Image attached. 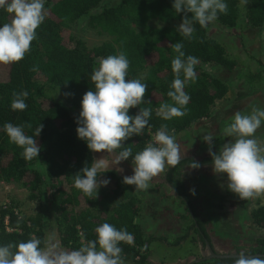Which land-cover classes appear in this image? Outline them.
Returning <instances> with one entry per match:
<instances>
[{
  "label": "trees",
  "instance_id": "1",
  "mask_svg": "<svg viewBox=\"0 0 264 264\" xmlns=\"http://www.w3.org/2000/svg\"><path fill=\"white\" fill-rule=\"evenodd\" d=\"M102 1L45 0L46 18L36 30L37 39L32 42L30 52L19 62L0 64V183L16 184L28 193L30 201L41 202V209L30 216H19L14 206L0 205V246L27 241L32 235L43 240L45 227L50 224L56 229L57 243L63 248L76 250L82 243L95 239L97 226L109 223L117 229H126L133 237L132 242L120 244L125 264H146L149 246L157 239L146 236L137 222L142 201L128 194L123 188V179L114 171L102 170L104 173L100 179H108L110 183L99 188L92 197L74 187L73 175L80 172L85 163L91 165L94 161L93 152L77 137L76 120L83 95L94 89L90 77L96 60L123 51L130 61L127 79L146 69L141 82L147 84L144 99L151 101V105L141 107L151 106L153 112L143 132L126 141L131 145L133 155L152 141L162 124H167L170 134L176 136L208 119L215 102L228 93L224 79L195 68L197 78L187 82L185 87L190 96L187 114L171 120L158 116L155 109L161 103H171L167 92L174 79L171 61L176 54L169 44L181 42L186 56L192 55L198 58V64L217 66L226 72L232 71L237 63L227 56L217 40L209 37L208 26L194 24L195 32L190 38L180 36L169 26L151 27V21L162 24L182 22L183 13L177 14L172 8L174 0H121L116 4H101ZM225 2L228 12L218 15L215 21L218 26L235 28L243 18L244 24L251 29L264 27V0H248L244 13L240 10L241 0ZM81 19L86 20L88 28L109 37V41L91 49L75 37L69 36L63 42L62 29ZM10 20L11 17L0 8V26ZM37 66L41 67L38 85ZM254 79L260 81L261 74L252 75L250 80ZM24 90L29 94L25 100L27 109L12 110L13 92ZM138 111L139 108H132L128 114L135 116ZM26 122L31 128L25 127V133L36 138L41 148L39 156L32 160L24 159L21 156L23 149L11 143L3 131L5 123L19 126ZM40 124L43 129L40 136L35 137ZM125 161L132 164L131 158ZM203 163L211 165L209 152L203 155ZM178 170L174 166L168 182L178 197L188 202L185 183ZM251 218L256 227L264 230V206L254 209ZM199 226L207 236L203 224ZM189 231L188 226L184 236L168 245H181ZM239 250L248 255H264V235L242 249L237 248V254ZM234 259L212 260L210 263L233 264Z\"/></svg>",
  "mask_w": 264,
  "mask_h": 264
},
{
  "label": "clouds",
  "instance_id": "2",
  "mask_svg": "<svg viewBox=\"0 0 264 264\" xmlns=\"http://www.w3.org/2000/svg\"><path fill=\"white\" fill-rule=\"evenodd\" d=\"M247 3L248 0H241L242 5ZM0 8L11 17L10 22L0 26V64L16 63L24 59L37 39L36 30L46 18L45 0H0ZM172 8L177 14L183 13L176 30L186 38L195 32L194 24L206 27L215 22L219 14L228 12L225 0H174ZM169 47L176 54L171 61L174 79L167 92L171 103H161L155 109L164 120L187 114L190 96L185 87L187 82L197 78L195 66L199 63L197 57L185 55L183 43L169 44ZM129 67L130 61L123 51L98 57L90 77L94 89L87 91L81 100V111L76 120L78 139L83 140L92 152L108 153L107 158L94 160L91 165L85 163L81 171L73 175L74 187L88 197L110 183L108 179H100L105 167L119 165L131 158L133 174L124 176L122 182L141 191L147 190L153 178L159 177L166 167L180 164L182 158V149L167 124H162L152 141L135 155L131 145L126 144L149 125L153 112L151 106L141 107L151 105V101L144 99L147 84L140 79H127ZM28 95L26 90L13 92L11 109L26 110ZM132 108H139L135 116L128 114ZM262 125L264 108L252 106L250 112L237 111L223 128V135L232 139H228L218 152L212 151L214 138L211 134L202 137L208 144L213 173L226 174L227 189L241 200L264 194V140L256 136ZM25 127L31 128V124L5 123L3 131L11 143L23 149L21 156L32 160L39 156L41 148L36 138L25 133ZM42 129L40 124L35 137L40 136ZM200 166L195 161L187 165L191 169ZM117 171L123 170L117 168ZM94 232L95 239L82 243L76 250L63 248L52 235L43 240L32 235L27 241L8 243L0 246V264H125L120 244L132 242V235L109 223L97 226ZM235 257L233 264H264V258L243 251Z\"/></svg>",
  "mask_w": 264,
  "mask_h": 264
},
{
  "label": "rangeland",
  "instance_id": "3",
  "mask_svg": "<svg viewBox=\"0 0 264 264\" xmlns=\"http://www.w3.org/2000/svg\"><path fill=\"white\" fill-rule=\"evenodd\" d=\"M106 1H102L101 4L104 2V4L111 2L116 4L121 0ZM240 10L241 13H244L245 5L240 4ZM242 19L235 28H224L218 26L215 22L208 25L209 37L217 40L224 47L227 56L234 59L237 65L230 72H226L217 66L204 64L195 66L202 72L224 79L228 85V93L222 100L215 102L211 109V116L208 119L197 122L187 131L175 136L184 156H190L198 160L205 153H208V144L202 140V137L206 134L213 136L212 151L218 152L219 148L228 139H232L223 135V128L231 122V118L237 111L247 113L251 111L252 106L264 108V27L251 29L244 24ZM149 25L153 28L169 26L176 30L180 23L162 24L151 21ZM69 36L82 40L88 49L109 41V37L106 35L88 28L85 19L62 29V41L66 42ZM40 68V66L35 68L37 85L40 83ZM145 71L146 69L139 70L129 79L141 80ZM258 73L261 74L260 81L250 80L252 75ZM256 136L264 140V125L257 130ZM107 154L106 152H93L94 160L107 158ZM106 169L107 167L102 170ZM124 176V174L119 175L121 179ZM182 180L185 183L193 212L200 223L203 224L208 235L212 237L214 248L219 254H230L235 248L242 249L255 238L264 235V230L256 227L251 218V212L254 209L264 206V194L253 199H239L238 196L227 189L226 174H214L211 165L185 170ZM130 186L123 185V188L128 190L129 195L136 196L142 201V212L137 222L141 225L145 235H151L155 239L166 237L165 240H162L163 245L168 241L171 244L174 243V239L182 235L178 232L179 223L173 219L176 213L185 216V221L182 223L185 228L192 225V220L187 211L182 209L183 207L178 200L166 187L159 186L154 189L150 186L147 190L137 191L135 187L130 188ZM192 190H194V194ZM0 205L3 207L9 205L16 207L15 212L19 216L34 215L41 209V202L39 200L30 201L28 193L16 184L0 183ZM42 210L44 213L46 212L43 206ZM45 229L46 236H54L57 242L56 229L50 224ZM190 231L188 237L192 234L190 237L196 238L197 236L191 228ZM180 246L179 248H174L178 246H170L168 249L166 245L162 246V244L155 242L151 246L152 251L150 250V253L152 255L150 260L159 262L162 260V255L167 257L175 255L180 259L182 255L189 252L198 254L197 250L190 248L188 241ZM164 259L167 258L164 257ZM164 263L173 264L176 262L165 260Z\"/></svg>",
  "mask_w": 264,
  "mask_h": 264
},
{
  "label": "flooded vegetation",
  "instance_id": "4",
  "mask_svg": "<svg viewBox=\"0 0 264 264\" xmlns=\"http://www.w3.org/2000/svg\"><path fill=\"white\" fill-rule=\"evenodd\" d=\"M192 161L198 162L201 166H205L206 165V164L203 163V157L199 158L198 160H195L194 158H192L190 156H184L182 154V158H181L180 164L176 165L179 168L178 171L181 172L182 176H183V173H184L185 170L191 169V168L187 167V165H188L189 162H192ZM127 164H128V162L122 161L119 165H116V166H111L110 165V167L107 168L106 170L114 171L118 176L120 174H124L125 176L126 175L127 176H131L133 174L132 164H130V163H129V165H127ZM117 168L122 169L123 171L122 172H118ZM173 168H174V166L170 167V168L166 167L164 172H162L159 177L153 178V180L150 182V186L154 187V189L156 187H159V186L160 187H163V186L166 187L170 191V193H172L175 196V198L178 200L179 204L183 207L182 209L187 211L190 219L192 220V225L190 226V228H191V230H193V232H195L197 237L193 239V238L190 237L192 234H190L189 237H186V240L183 243L188 241V245L190 246V248L197 250L198 254H194V252H189L188 254L182 255L181 258H180L182 261L178 258V256H175V255H172L171 257H167L166 255L165 256L162 255V260H160L159 262H154V261L150 260V256L152 255V253H150L149 257L147 258V263L146 264H165L164 263L165 260H172V262H176V263H173V264H190L192 261H194L196 259H199V258H201L203 256L204 257H208L209 256V253H208V250H207V244L209 245V247L211 248V250L215 254L219 255V253L214 248L212 239L211 238L208 239V237H207L208 235L206 236L205 233L201 232L200 226H199L200 221L198 220V218L196 217V215L193 212V207L191 205L190 200L188 202H184L181 198L178 197V195L176 193H174L175 191L171 188V185L168 182V175H169L170 171ZM191 170H193V169H191ZM131 187H132V185L130 186V188ZM133 187H135V186H133ZM180 216H182V218H180ZM173 219H174V221L179 223L178 224V232L182 234V235H180V236H178L177 238L174 239V240H176L179 237H182V236L185 235V227L182 225V223L185 221L184 220L185 216H183L181 213H176L175 217H173ZM192 227H194V228H192ZM146 236H151V235H146ZM157 238H158L157 241L152 242L150 244V246H149L151 251H152L151 246L155 242L162 244V246L166 245V247L168 249L170 248V245H168L170 243L169 241L165 245H163L164 243H163L162 239H164V238L166 239V237H164V238L157 237ZM164 242H166V241H164ZM179 247H181V246L179 245L178 247H174V248H179ZM236 249L237 248H235L234 251L232 253H230V254H237L236 253ZM241 251L242 250H239V252H241ZM153 252H154V250H153ZM220 255H228V254H220ZM164 257L167 258V259H164ZM212 260H223V259H213L212 258L210 260H206L205 262L196 263V264H211L210 262Z\"/></svg>",
  "mask_w": 264,
  "mask_h": 264
},
{
  "label": "water",
  "instance_id": "5",
  "mask_svg": "<svg viewBox=\"0 0 264 264\" xmlns=\"http://www.w3.org/2000/svg\"><path fill=\"white\" fill-rule=\"evenodd\" d=\"M175 193V192H174ZM207 250H208V253H209V256L208 257H201L199 259H196L194 261H192L190 264H196V263H201V262H205L206 260H210V259H233V258H236L235 256L238 255V254H228V255H217L215 254L211 248L209 247V245L207 244ZM252 256H258V257H264V255H259V254H256V255H252Z\"/></svg>",
  "mask_w": 264,
  "mask_h": 264
},
{
  "label": "crops",
  "instance_id": "6",
  "mask_svg": "<svg viewBox=\"0 0 264 264\" xmlns=\"http://www.w3.org/2000/svg\"><path fill=\"white\" fill-rule=\"evenodd\" d=\"M139 218H140V217H139ZM139 218H138V219H139ZM207 234H208V233H207ZM209 237L212 239V237H211L210 235H209Z\"/></svg>",
  "mask_w": 264,
  "mask_h": 264
},
{
  "label": "built area",
  "instance_id": "7",
  "mask_svg": "<svg viewBox=\"0 0 264 264\" xmlns=\"http://www.w3.org/2000/svg\"><path fill=\"white\" fill-rule=\"evenodd\" d=\"M17 214V213H16Z\"/></svg>",
  "mask_w": 264,
  "mask_h": 264
}]
</instances>
